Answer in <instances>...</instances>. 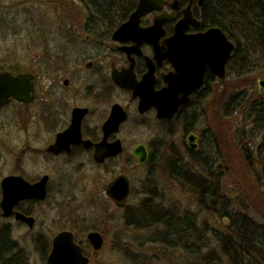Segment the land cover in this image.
<instances>
[{"label":"rangeland","instance_id":"1","mask_svg":"<svg viewBox=\"0 0 264 264\" xmlns=\"http://www.w3.org/2000/svg\"><path fill=\"white\" fill-rule=\"evenodd\" d=\"M87 3L0 0V49L8 62L17 54L32 52L41 78H47L54 71L49 66L53 41L67 40L71 49L78 50L71 56L79 57L77 52H82L85 45L84 31L90 28L86 22L96 19ZM248 69L216 79L200 95L194 120L185 115L159 120L154 112L144 117L145 122L132 116L125 124L124 135L148 145L150 154L145 163H137L128 149L101 166H75L61 160L49 164L39 154L37 165L29 171L38 176L48 173L50 183L46 201L38 206V228L43 226L52 232L72 226L77 219L74 226L78 235L98 230L104 241L99 251L86 248L93 258L90 264H199L208 251L215 256L210 264L216 260L226 264L218 239L232 235L227 222L218 212L199 204L191 184L171 176L169 163L176 160L187 162L185 165L196 174H210L211 182L219 177L229 213H245L259 226L257 235L263 244L259 250L264 254V114L258 115L254 108L259 101L264 102V56ZM258 87L260 92H256ZM191 133L198 136L193 148L197 160H192L188 152ZM7 134L0 177L14 171L18 157L17 132L12 125L7 126ZM120 173L128 174L130 193L125 205L117 208L104 189ZM155 208H170L168 222L178 221L177 231H181L183 222L188 234L163 238L165 226L155 220L159 217H155ZM142 212L145 218H139ZM255 240L256 236L252 243ZM25 242L29 248L30 243ZM260 244L256 241L254 246ZM258 258L257 264H264V255ZM246 264L255 263L251 259Z\"/></svg>","mask_w":264,"mask_h":264},{"label":"flooded vegetation","instance_id":"2","mask_svg":"<svg viewBox=\"0 0 264 264\" xmlns=\"http://www.w3.org/2000/svg\"><path fill=\"white\" fill-rule=\"evenodd\" d=\"M189 2L190 0H183V3L181 0H176L175 4L174 0H164L157 10L143 14L139 25L142 28L149 27L158 14H167V19L161 25L163 34L158 39L160 48L165 49L167 39L174 34L175 24L182 17V10ZM205 2L206 0H191L192 14L200 24L190 25L186 34L203 32L209 27L202 25ZM136 4L137 2L132 8L126 9L125 15L122 18L118 17L119 20L121 19L119 24L110 30L94 32L91 28H87L84 31L85 45L82 47V52H77L79 57L71 56L78 50L71 49L67 40L62 43L53 41L49 52V66L54 71L52 70L47 78H41L39 63L34 53H26L29 57L26 54H17L14 61L8 62L0 49V74L8 73L13 77L22 74L31 75L29 82L31 91L27 100L9 96L5 103L0 104V157L4 156L6 149L8 125L15 128L18 145L14 171L0 177V202L3 197L1 181L4 177L15 175L29 184L38 182L44 175L48 177L44 198L22 197L8 214L0 207V264H49L48 255L53 239L62 231H69L72 234L73 242L89 258L86 264H90L93 260L86 248L89 247L94 252L101 249L94 250L87 238L88 232L99 231L90 229L78 235L77 226H74L77 219L72 226H64L52 232H48L43 226L38 228V206L46 201L50 183L48 173L38 176L29 171V168L32 169L37 165L39 154L45 156L49 164L61 160L65 164L75 166L85 164L101 166L115 161L125 149L131 150L133 159H136L133 150L138 145H143L147 152V161L150 154L148 145L144 142H135L134 139L129 140V137L124 135L125 124L132 116L141 118L145 122L144 117L154 112L155 118L159 120H168L180 115L194 120L195 110L202 98L200 95L216 79L222 80L230 72L228 66L233 51L226 62L224 76L214 75L207 65L201 87L191 91L188 101L180 105L171 117H158L155 107L141 111L140 94L142 92L145 94L147 90L149 92L151 88L153 91L163 89L168 84L167 76L174 73L176 68L167 58L156 59L154 46L147 41H140L139 37L121 41L113 39L114 32L121 23L128 20ZM115 20L117 19L114 18ZM225 35L233 42L235 48V42L226 33ZM151 64H153L152 72H150ZM113 71L123 80L121 81L123 84L130 83L133 89L115 80ZM87 76L91 78L87 79ZM260 84L262 83H259V86ZM256 92H260V87ZM259 103H256V106L259 115H262L264 102L259 101ZM114 105L120 107L126 118L117 128L110 129L105 127V122L112 116ZM195 136L197 139L198 136ZM116 143L120 145L121 151L108 153L109 150L115 149L113 146ZM188 149L192 148L188 146ZM128 180L130 193L129 177ZM107 184L104 189L105 194ZM106 196L115 207L121 208L107 194ZM100 235L103 238L101 233ZM25 240L30 243L29 248L25 247Z\"/></svg>","mask_w":264,"mask_h":264},{"label":"water","instance_id":"3","mask_svg":"<svg viewBox=\"0 0 264 264\" xmlns=\"http://www.w3.org/2000/svg\"><path fill=\"white\" fill-rule=\"evenodd\" d=\"M163 3L164 0H137L136 8L128 20L121 23L113 34V39L119 41L136 37H139L140 41H147L154 46L156 59L167 58L176 68L174 73L167 76L168 84L163 89L153 91L151 88L149 92L147 90L145 94L143 92L140 94V110L145 111L150 107H155L157 116L160 118L171 117L180 105L188 101L190 92L201 87L207 65L214 75L223 77L226 62L234 48L233 42L218 26L209 27L203 32L186 34L190 25L200 24L192 14L191 0L183 8V15L175 24L174 34L167 39L165 49L160 48L158 39L163 34L161 25L167 19V14H158L152 25L146 28L140 27L139 22L143 14L157 10ZM174 3L176 4V0ZM152 70L153 64H151L150 72ZM113 78L123 86L132 87L130 83L123 84L121 82L123 80L115 71H113ZM30 80V74H22L18 77H13L8 73L0 74V104L5 103L9 96L27 100L31 91ZM125 118L126 114L120 110V107L114 105L113 114L105 122V127L117 128ZM195 140L196 136L193 133L188 135L190 148H196ZM113 147L115 149L109 150L108 153L121 151L117 143ZM133 153L139 163L146 161L147 152L143 145L134 148ZM47 179V175H44L38 182L29 184L15 175L4 177L1 181L3 197L0 207L8 214L13 205L22 197L44 198ZM105 191L118 207H122L129 194L128 176L125 173L118 174L108 182ZM223 221L228 223V218L223 217ZM87 238L94 250L102 247L103 238L99 232L90 231ZM88 261L89 258L73 242L69 231H62L55 236L48 255L49 264H86Z\"/></svg>","mask_w":264,"mask_h":264},{"label":"trees","instance_id":"4","mask_svg":"<svg viewBox=\"0 0 264 264\" xmlns=\"http://www.w3.org/2000/svg\"><path fill=\"white\" fill-rule=\"evenodd\" d=\"M87 1L88 8L91 10L92 15L96 17V19L87 23L91 24L90 28L94 32L112 29L116 24H119L121 19L119 20L118 17L122 18L126 13L125 10L132 8L137 2V0ZM181 2L183 3V0ZM204 10L202 25L220 27L235 42V48L229 60L230 72L239 74L241 71L252 67L261 55L264 56V0H206ZM114 18L117 20L114 21ZM241 67H246V69L242 70ZM254 108L259 115L256 105ZM188 152L192 160H197L193 156L194 149H189ZM185 163L187 162L171 161L169 163L171 176L191 184L197 191L198 202L203 208L213 209L222 218H228V223L225 225H227L232 235L226 236V239H218L225 259H227L223 262L226 264H246V261L250 262L252 259L257 264L259 255H264L259 250L263 245L262 239L257 235L259 226L250 220L245 213H229L227 202L221 193L218 176L214 178V182H211L210 174L207 176L202 175L200 172L196 174ZM219 204L221 206H218ZM170 211V208L154 209L157 214H155V217L159 216L155 220L157 219L156 221L159 224L165 226L166 234H161V236L163 238H165L164 235L171 237L174 236V233L178 237L180 235L186 236L188 230L183 226V222L180 225L181 231H177L178 221L168 222L171 220L172 213ZM139 218H145V214L142 212ZM255 236V242L257 241V245L261 243L260 246H254L255 242L252 243ZM214 260L213 251H208L203 256L202 263L199 264H210ZM214 264H220V261L216 260Z\"/></svg>","mask_w":264,"mask_h":264}]
</instances>
